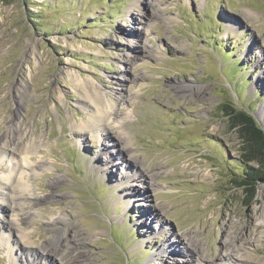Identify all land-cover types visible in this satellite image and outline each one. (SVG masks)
I'll use <instances>...</instances> for the list:
<instances>
[{"label": "rangeland", "instance_id": "374dc122", "mask_svg": "<svg viewBox=\"0 0 264 264\" xmlns=\"http://www.w3.org/2000/svg\"><path fill=\"white\" fill-rule=\"evenodd\" d=\"M92 91L116 115L94 133ZM227 106L264 130V0H0V226H22L0 264H55L43 246L58 264H184L183 234L205 264H264V183L251 204L236 185Z\"/></svg>", "mask_w": 264, "mask_h": 264}, {"label": "bare ground", "instance_id": "6f19581e", "mask_svg": "<svg viewBox=\"0 0 264 264\" xmlns=\"http://www.w3.org/2000/svg\"><path fill=\"white\" fill-rule=\"evenodd\" d=\"M136 8L140 9V1H137L136 5H135ZM132 17H130L131 19ZM135 32V31H134ZM138 36V35H137ZM140 52V51H139ZM123 90V89H122ZM189 92V91H188ZM120 95L118 97H116V100L119 101V100H122L123 96H122V92L119 93ZM86 101L88 104H86L88 107H90L88 110V117H87V120L82 123L81 125L78 126V128H80V130H83V131H88L91 133H94L96 128L98 127H103V126H106L108 125V119L111 118V116L115 115V113L113 112V106H112V101H108L106 100V97H104V95L102 93H98V92H90V93H86ZM121 102V101H119ZM262 113H264V108L262 110ZM116 116V115H115ZM77 128V127H76ZM97 128V129H98ZM97 132V131H96ZM98 133V132H97ZM86 134V133H85ZM13 135V134H12ZM10 136V135H9ZM8 137V136H7ZM12 138V139H11ZM114 139H111V137L109 138L107 136V134L105 133L104 137H103V144L105 146L107 141H113ZM117 140V139H116ZM122 138H120V142H121V146H123L122 150L125 152V153H128L129 154V148L126 147V142L125 140H123L122 142ZM7 142H5L4 144V147L2 148H5L7 151L11 150V154H16L18 151L21 152L20 148H18V146H20V138H17L15 136H11L9 138V140H6ZM118 141V140H117ZM105 142V143H104ZM114 142V141H113ZM0 144H1V140H0ZM115 144V143H114ZM113 144V145H114ZM15 146V147H14ZM108 147V146H107ZM106 148V147H105ZM30 149V148H29ZM2 152L6 153V151L2 150ZM107 154V153H105ZM115 157L113 156L112 153H110L109 157H107V161H111V162H115ZM133 161H137L136 159L133 160ZM118 164V163H117ZM35 167V166H34ZM33 167V170H35V168ZM140 171H138L139 173ZM145 175V173L143 172L142 173V177ZM147 177H149V174H147ZM130 179V177H128ZM9 182H10V188L9 190L12 192V200L15 199L16 200H19L21 198L22 195H25L26 193V186L25 184L22 182V175L21 173L17 172L15 176H11L9 177ZM6 186H4V184L2 183V181H0V200H4L5 196H6V193L4 192V189H5ZM152 187L151 185H147V190H150ZM128 189V188H127ZM137 190V188H136ZM137 192V191H136ZM9 197V196H8ZM10 198V197H9ZM6 199V198H5ZM17 203V202H16ZM21 205V204H20ZM7 205H2L0 208L2 209H6V208H9V206ZM34 215V213L32 212L31 214H27V217L24 218L20 217L21 221L23 222V224L26 223L27 220H30L32 219V216ZM20 216V215H19ZM21 223L18 224V223H15L12 225V224H8V225H2L0 226V234L4 231V230H8L9 234L13 231H17L21 229ZM7 232V233H8ZM175 243L177 244H185L187 247H189V249H191L193 252H196V256L194 257L195 261H193L192 258H185L184 260V264H205L204 261L202 260V258L200 257H203L202 254H201V249H200V246H199V243L197 240H190L188 238H186V235L183 234L181 235V237H178L176 240H175ZM174 247V245H173ZM26 253H28V255H32L33 257H37V255H44L43 253L42 254H38L37 252L38 251H34L32 249H25ZM43 251L46 252L47 254V257L51 259V262H55V264H58L59 263V260L53 256V254L55 255H58V251L56 250H53V249H50L48 250V247H45L43 246ZM171 251V250H170ZM177 252V248L175 250H173L171 253H175ZM232 257V255H230ZM38 258V257H37ZM57 260V261H56ZM74 261V260H73ZM76 261V260H75ZM74 263V262H73ZM65 264H72V262L68 261V263H65ZM220 264H233L231 262V260H223Z\"/></svg>", "mask_w": 264, "mask_h": 264}, {"label": "trees", "instance_id": "16d2710c", "mask_svg": "<svg viewBox=\"0 0 264 264\" xmlns=\"http://www.w3.org/2000/svg\"><path fill=\"white\" fill-rule=\"evenodd\" d=\"M223 114L228 119L231 130L239 135L243 160L247 166L236 185L243 189L244 194L249 195L251 204L257 196L258 185L264 183V130L251 112L227 106Z\"/></svg>", "mask_w": 264, "mask_h": 264}, {"label": "water", "instance_id": "95a60500", "mask_svg": "<svg viewBox=\"0 0 264 264\" xmlns=\"http://www.w3.org/2000/svg\"><path fill=\"white\" fill-rule=\"evenodd\" d=\"M255 118V117H254ZM256 119V118H255Z\"/></svg>", "mask_w": 264, "mask_h": 264}]
</instances>
